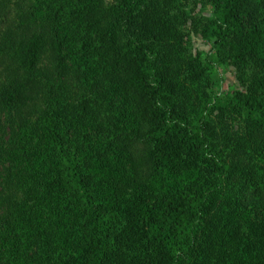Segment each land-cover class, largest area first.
Here are the masks:
<instances>
[{
	"label": "trees",
	"instance_id": "16d2710c",
	"mask_svg": "<svg viewBox=\"0 0 264 264\" xmlns=\"http://www.w3.org/2000/svg\"><path fill=\"white\" fill-rule=\"evenodd\" d=\"M198 4L210 17L196 14ZM6 10L0 7V28L15 27L17 37L8 44L0 29V70L15 77L0 87V104L35 108L46 81L56 96L45 118L47 146L39 147L45 156L34 155L49 165L29 186L34 206L60 209L67 239L57 247L48 230L54 221L40 214L29 221L33 204L18 201L0 214V264L35 227L38 247L49 253L45 264H264V0H114L106 10L52 0L50 20L38 27L13 22ZM72 22L83 33L81 50L104 51L124 90L122 105L105 108L94 155L92 136L77 122L86 123L88 101L67 130L54 107L71 91L60 34ZM186 26L211 43L205 57L190 53ZM46 50L53 81L41 69ZM223 67L235 69L240 87L217 94L209 73ZM127 114L138 121L125 132L118 125ZM7 151L0 125V169ZM116 151L131 172L106 183L93 168ZM168 173L193 175L182 190L152 192ZM2 196L0 184V204Z\"/></svg>",
	"mask_w": 264,
	"mask_h": 264
},
{
	"label": "rangeland",
	"instance_id": "374dc122",
	"mask_svg": "<svg viewBox=\"0 0 264 264\" xmlns=\"http://www.w3.org/2000/svg\"><path fill=\"white\" fill-rule=\"evenodd\" d=\"M89 3L97 4L102 10L110 9L114 5V0H86ZM52 0H0V7H5L7 12L5 13L10 20L13 22H20L27 25L40 26L46 20V6L51 4ZM196 14L203 12V15L210 17L211 10H203L201 4L196 6ZM1 12L2 8H1ZM31 14V18L24 21V18ZM110 22L107 23L109 25ZM72 26V28H71ZM1 35L4 37L6 43L11 44V37H17L15 27H5L1 26ZM110 30V28H109ZM9 31L10 35H5ZM184 33L186 35L187 45L189 47L190 53L194 56L201 54L205 57L211 50V43L205 41L199 34L191 33V29L186 26L184 27ZM83 34V33H82ZM82 34L79 33L75 22L71 25H63L61 27L60 37L63 40L62 58L64 66L67 68L66 75L62 79L65 80L67 85L71 88L59 101L54 103V107L60 110L63 115H65L66 125L64 130L68 128H75L74 120L78 116V112L83 108V102L88 101V118H86V123L82 125L79 119V127L88 131L92 136V141H94L93 150L94 153L100 152V145L98 141L97 129L102 125L106 124L105 108L111 102L122 105V97L124 96V90L120 86L119 79L112 71V66L110 63V58L104 51L99 52V55L90 53L89 51L81 50L82 44ZM110 35V33H108ZM110 38H113L110 35ZM49 50L44 52L41 69L46 75V79L53 81L55 77H52V68L50 63ZM10 70L3 72L0 70V87L3 85H9L13 83V78L9 77ZM43 77V74H41ZM52 77V78H51ZM210 81L214 83V92L217 94H223L231 92L240 87V81L237 77V72L234 68H220L217 71L209 73ZM209 81V82H210ZM44 89L40 94L39 98L41 103L37 104L35 108L33 106L14 108L4 104H0V125L3 129V134L5 136L6 147L8 149L7 155L2 161V166L0 169V184L2 188V202L0 204V214L10 211V204L15 205L17 208V202L21 201L25 204H33L36 202L33 197L34 190L29 186L32 181V175L40 173L37 170L42 167L48 166L46 159H41L40 156L34 157L36 152L40 155L45 156L44 149H39V147H46V141L42 138L45 126V118L47 116L50 100L56 97L54 93H49L47 86V81L41 84ZM55 100V99H53ZM110 102V103H109ZM128 110L127 107H125ZM131 115V114H130ZM129 114L125 117V123L118 125V127L123 131H128V129L133 128L138 118L130 116ZM47 119V118H46ZM69 134L71 142L75 141L76 134L73 130L65 131ZM44 140V141H43ZM117 152V151H116ZM118 153V152H117ZM94 155V154H93ZM107 157L104 158L103 164L96 167L94 166L93 172L97 173L98 178H103L106 183L115 181L116 179L122 177L123 175L129 174L131 172L130 165L124 164L122 162L125 160L120 157V154L115 152H108ZM96 162L98 158L96 157ZM93 163V161H91ZM190 175H182L178 173H168L163 179L161 176L156 179L153 183L152 192H164V191H179L184 189L187 184ZM48 181H46L47 183ZM46 183L43 185L40 191L45 190ZM53 189V187H52ZM47 194L46 192H44ZM33 206L26 210L29 217V221L36 220L37 216L40 214L46 222L48 220L54 221V226L50 227L49 233L52 238V242L57 247L65 248L64 240L67 239L66 229H64V223L58 225L62 217H60V209L55 206ZM59 215V216H58ZM45 226H42L44 228ZM39 228H33L30 231H24L25 236H21L22 239H28L23 244L17 240V248L8 250V253H13L10 258L4 260L5 264H25L26 260L31 256L34 259H29L26 264H45L44 259H47L49 253L42 252L37 245V237H33ZM16 240L13 236L9 237L8 243H14ZM68 242V240H67ZM43 244V243H42ZM42 254H46V257H38ZM42 261L39 262V260ZM126 260L122 258L115 264H125L123 261Z\"/></svg>",
	"mask_w": 264,
	"mask_h": 264
}]
</instances>
